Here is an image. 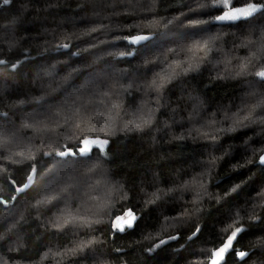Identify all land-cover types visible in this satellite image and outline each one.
I'll use <instances>...</instances> for the list:
<instances>
[{
    "label": "trees",
    "instance_id": "1",
    "mask_svg": "<svg viewBox=\"0 0 264 264\" xmlns=\"http://www.w3.org/2000/svg\"><path fill=\"white\" fill-rule=\"evenodd\" d=\"M149 6L147 0H10L8 4L0 0V60L5 61L0 65V129L9 138V145L3 149L4 162L0 163V197L9 201L8 206L0 205V236L5 237L0 241V264H190L210 254L202 249L218 247L226 238L221 231L233 223L237 209L241 219L235 226L242 225L246 230L238 235L222 264H264V207L257 201L253 210L251 203L257 191L264 188V165L257 163L262 153L255 151L264 147V125L220 133L215 142L173 139L193 126L188 117L194 109L198 119L208 120L217 113L215 118L219 120L224 111H236L250 92L264 91L258 78L237 74L239 65L254 53L264 59V53H257L264 11L247 20L213 22L211 18L221 10L205 7L192 14L189 9L199 7L196 0H156L151 5L154 16L145 14ZM233 6H242L241 0H234ZM173 17H180L182 23L151 29L150 40L141 45L129 46L114 39L129 34L126 25ZM191 20L210 22L184 27ZM90 28L100 30L90 36L80 35ZM148 32L145 28L144 33ZM202 38L214 41L210 44L212 52L204 61L190 60L192 70H182L172 79L157 103L156 95L145 84L161 70L166 58L178 62L184 58V46ZM62 43H69V48L58 47ZM169 49H177L180 55L171 56ZM121 51H131V55H112ZM225 59L231 61L228 70ZM258 63L253 60V64ZM253 64L249 72L256 70ZM188 66L185 64L184 69ZM105 92L108 96H103ZM247 102L256 101L249 98ZM113 103L120 105L122 120H117L107 136L110 143L106 156L93 147L89 156L67 157L63 158L67 162L61 163V158H49L37 151L49 152L56 144L41 143L46 137L36 130L39 126L34 120L46 121L48 127L62 133L58 144L72 146L75 137L69 138L68 129L74 127L73 121L80 123L82 117L87 134L93 124L104 123L94 118L97 113L107 115ZM142 106L145 111L154 110L153 127L124 131L125 123L134 120ZM65 120L69 125L58 127L64 126ZM25 124L34 126L26 128ZM219 126L229 125L225 122ZM19 152L34 156V161L20 159L15 155ZM209 156L221 159L204 178L207 193L198 204L190 203L193 193L179 191L162 195L155 203H145L150 198L146 192L174 188L206 170L204 161ZM249 159L251 164L247 163ZM30 163L36 165V180L16 196L10 181L15 180V186L25 183ZM50 168L56 169V177L48 173ZM53 180L61 186L65 181L73 186L70 203L74 212L79 209L102 223L91 229L69 225L63 232L54 230L51 225L56 217L63 223L60 209L65 205L32 207ZM235 185L240 187L231 191ZM12 196L17 198L11 204ZM128 208L138 216L134 228L113 232L109 221ZM185 209L188 215L156 235L164 217H175ZM249 212L259 219H250ZM10 226H14L12 232L8 231ZM197 227L199 234L189 241ZM148 235L153 239H144ZM168 235L179 238L154 253L146 251ZM92 238L100 243L84 254L41 260L49 249L64 253ZM236 250L249 255L241 260Z\"/></svg>",
    "mask_w": 264,
    "mask_h": 264
},
{
    "label": "snow or ice",
    "instance_id": "2",
    "mask_svg": "<svg viewBox=\"0 0 264 264\" xmlns=\"http://www.w3.org/2000/svg\"><path fill=\"white\" fill-rule=\"evenodd\" d=\"M10 0H3L4 4H8ZM149 3V7L145 9V14L152 13L154 16L153 8L151 5L156 3V0H147ZM196 3L199 5L198 8H191L189 11L192 14H198L200 8L212 7L214 9H220L221 14L213 16L211 21L213 22H237L241 20H247L254 16V14L264 11V2L262 0H241L242 6H233L234 0H207V3H202L201 0H196ZM181 16H187L188 13H181ZM210 21L205 20H191L184 27L187 28H196L200 24H206ZM178 23H182L180 17H173L171 19L166 18H152L147 21L146 24H131L126 25L125 27L128 29L129 34L126 36H117L115 40H122L127 43L129 46H137L141 45L143 42L150 40L152 32L151 29L162 26L163 28H169L170 26H174ZM149 29L148 34L144 33V29ZM97 28H90L80 35L82 36H90L92 33L99 31ZM108 29H105L107 31ZM135 31L137 34L133 35L132 32ZM76 33H73L72 36H76ZM72 36L67 37L69 41H71ZM78 38V37H77ZM217 39L219 37H216ZM211 39H198L194 40L192 44L184 46L182 49L184 53V58L173 62H168L167 58L164 60L161 65V70L155 73L154 77L145 84V87L149 89L152 93H154L157 97V103L159 102V98L163 92V89L167 84L171 83L172 79H174L180 72L192 70V65L189 64L190 60H199L204 61L207 59V56L210 52H212V47L210 44L213 43ZM101 43H111L110 41H101ZM69 43H62L58 45L61 48H69ZM93 47H98V45H93ZM168 53L173 57H178L180 53L177 49H169ZM257 53H264V30L261 31V42L260 46L257 49ZM112 55H118L120 57L131 55V51H121L119 53H112ZM159 59L158 57L156 58ZM253 60L259 61L258 66L253 64ZM4 63V61H0V64ZM147 63H155V61H146ZM188 64V68L185 70L184 65ZM231 61L228 59L224 60L225 69L228 70ZM253 64L256 67L255 71L249 72V65ZM13 68L16 67L15 64L12 65ZM199 67V64L196 65ZM238 75H252L255 78H258V81L264 84V59H261L257 54H253L246 62L239 65ZM131 87V85H129ZM103 96H108V93H103ZM249 98L254 99L256 102L249 104L247 101ZM42 99V98H39ZM120 105L113 103L111 109L108 110L107 115L102 113H97L95 116V120L97 122L103 120L104 123L101 125L99 123L93 124L92 127L88 129L87 134L84 133L83 128V118L81 117L80 123H75L73 121L74 127L68 129L69 138L75 137V143L72 146L68 145H60L58 144V140L62 133H57L55 129L48 127V123L43 120H34V125H38L36 128L38 132L46 137L45 140H42L41 143L52 142L56 144L55 147L52 148L49 152H44L42 149H37L43 156L49 158H61V163H66L63 158L67 157H87L92 152L93 147H95L102 155L106 156V148L109 145L110 141L107 138L110 132L114 130V125L117 120H122L121 113L119 111ZM77 113L80 112V109H75ZM175 112V110H173ZM199 113L196 109H194V114L189 115V122H193V126L188 128L185 132H181L178 136H173V139L176 140H184L186 138H203L206 140H211L213 142L216 141L217 135L225 132H235L238 128H246L252 124H260L264 125V91H252L248 94V96L242 98L241 104L236 106V111L232 112L231 110H226L222 113V119H216L217 113H212L211 117L208 120H203L199 118ZM153 117L154 110L148 109L144 110L143 106L140 110V114L132 121H128L125 123L123 130L127 132H140L145 129H151L153 127ZM91 122V121H90ZM227 122L228 127H220L219 125ZM175 123V121H174ZM196 124L199 127L195 126ZM34 125L25 124L24 127L31 128ZM69 125V121L65 120V125L58 127L65 128ZM99 129V130H98ZM204 129H207L206 131ZM9 145V138L7 134L0 129V163H3V149ZM75 149V150H74ZM31 151V149H28ZM256 152L264 153V147L256 149ZM22 160H32L34 161V156H26L24 152H19L15 154ZM219 157L209 156L207 160L204 161L205 169L201 173L193 176L190 181H184L179 183L174 188H169L167 190L157 189L152 193H145L146 196L150 198L145 201V203H155L157 200L162 198V195H168L173 192H191L193 193V199L190 202L192 205H196L199 203L201 199H203L204 195L207 193V185L203 182L204 178L210 175V170L215 168L216 162ZM253 161L249 159L247 161L248 164H251ZM258 163L260 165H264V154L259 155ZM246 165H240V167H245ZM30 171L26 175L27 183H23L22 187H17L16 181H10V186L13 191L16 193H21L26 189H29L37 175V168L35 163H30L27 165ZM235 167V166H234ZM48 173L51 174V177H56V169L50 168ZM240 185H235L231 191H236ZM227 196L228 193H225ZM16 196H12L11 200L15 201ZM73 199V186L68 184L66 181L63 186L56 180H53L52 183L45 188L42 193V198L37 200L36 204L32 207L39 209L42 205L47 207L48 205L55 206L57 204H64L65 207L60 209L61 216L65 217L63 219V223L60 222V217H56L55 223L51 225V227L58 231L63 232V230L69 225L75 228H84L91 229L94 225L102 223L99 219H93L91 216L81 214L79 209L75 212L71 207V200ZM181 199L183 197L181 196ZM257 201L260 202L259 206L264 207V188L257 191V193L251 198L252 209L254 210L257 207ZM189 203V202H185ZM9 201L0 197V205H8ZM197 210V209H194ZM189 213L185 209V211L181 214H178L175 217H164L163 221L160 225L159 230L156 235L160 236L162 232H166L169 226H172V223L184 218V216ZM235 219L232 224H229L227 228L221 231L222 235L226 234V238L220 241L218 247H215L211 250H201L202 252H210L209 255L206 256L204 260H195L191 261L190 264H222L225 261L226 254L233 249L234 241L237 240L238 235L241 234L246 229L243 226H235L238 224L240 217V210L237 209L234 213ZM231 218V217H230ZM249 218L253 220H258L259 217H255L251 215L249 212ZM138 220V216L131 209L128 208L126 211H123L122 215L115 216L114 220L109 221L110 229L113 232L124 233L126 230L134 228L135 222ZM14 230V226H10L8 231L12 232ZM200 232V228L197 227L196 231L192 233L191 236L188 237V240H192L195 238ZM179 238L178 235H168L166 239L161 238L158 240V243H154L151 247L147 248L146 251L148 253H154L157 249L161 248L168 244L170 241L177 240ZM5 239L4 236H0V241ZM144 239H153L151 235L145 236ZM100 243L95 238L88 240L87 242H81L77 246L73 248L67 249L64 253L56 252L53 253L51 249L46 251L41 260H47L50 257L55 259L57 257H63L68 253H80L84 254L86 250L92 249L94 245ZM184 246L181 245V248ZM116 252H121V249H116ZM176 251V250H174ZM236 256L241 260L249 255L248 252L236 250Z\"/></svg>",
    "mask_w": 264,
    "mask_h": 264
},
{
    "label": "water",
    "instance_id": "3",
    "mask_svg": "<svg viewBox=\"0 0 264 264\" xmlns=\"http://www.w3.org/2000/svg\"><path fill=\"white\" fill-rule=\"evenodd\" d=\"M0 61H4V60H0ZM4 63H5V61H4ZM4 63H2V64H4ZM1 65V64H0ZM262 154H264V153H262ZM257 163H258V161H257ZM36 180V179H35ZM35 182V181H34ZM25 183H27V181L25 182ZM34 184V183H33ZM23 186V184L22 185H19V186H17V187H22ZM28 189H26L25 191H27ZM25 191H23V192H21V193H16V196L17 195H20V194H22V193H24ZM3 198V197H2ZM4 199V198H3ZM11 204L12 203H14V201L12 200L11 202H10ZM5 206H8V205H5Z\"/></svg>",
    "mask_w": 264,
    "mask_h": 264
}]
</instances>
